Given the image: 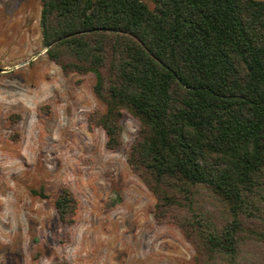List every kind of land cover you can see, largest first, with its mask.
<instances>
[{
	"label": "trees",
	"instance_id": "trees-1",
	"mask_svg": "<svg viewBox=\"0 0 264 264\" xmlns=\"http://www.w3.org/2000/svg\"><path fill=\"white\" fill-rule=\"evenodd\" d=\"M39 25L64 75L93 74L104 108L87 121L106 148L122 145L124 113L138 121L127 163L154 196L155 221L195 247L180 264L264 253V0H41ZM53 203L72 224L73 192Z\"/></svg>",
	"mask_w": 264,
	"mask_h": 264
},
{
	"label": "rangeland",
	"instance_id": "rangeland-1",
	"mask_svg": "<svg viewBox=\"0 0 264 264\" xmlns=\"http://www.w3.org/2000/svg\"><path fill=\"white\" fill-rule=\"evenodd\" d=\"M40 11L41 0H0V264L192 263L195 247L155 221L154 196L127 163L138 121L124 113L122 145L106 148L87 121L104 108L94 76L64 75L47 57ZM64 187L77 199L72 224L54 208ZM249 249L247 264H262Z\"/></svg>",
	"mask_w": 264,
	"mask_h": 264
},
{
	"label": "water",
	"instance_id": "water-1",
	"mask_svg": "<svg viewBox=\"0 0 264 264\" xmlns=\"http://www.w3.org/2000/svg\"><path fill=\"white\" fill-rule=\"evenodd\" d=\"M46 51V48L44 49V52ZM4 70H6V69H4Z\"/></svg>",
	"mask_w": 264,
	"mask_h": 264
}]
</instances>
